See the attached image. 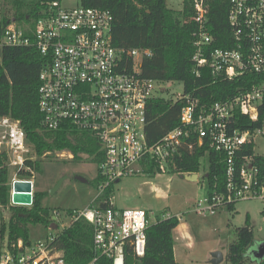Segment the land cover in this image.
<instances>
[{"label": "built area", "instance_id": "1", "mask_svg": "<svg viewBox=\"0 0 264 264\" xmlns=\"http://www.w3.org/2000/svg\"><path fill=\"white\" fill-rule=\"evenodd\" d=\"M182 2L178 0L179 4ZM227 20L235 48L213 49L214 39L208 31L209 9L202 2L195 3L194 15L186 21L195 24L191 58L195 77L200 79L205 69L214 80L231 81L248 73L264 76V0H229ZM112 25L113 15L108 9L66 8L59 0L41 3L31 26L14 21L3 25L0 19V47H33L48 60L39 73L42 128L56 131L68 126L86 133L97 142L100 158L95 176L99 184L92 203L69 215L54 210L43 240L31 243L18 239L11 245L6 240L0 264H66L57 239L78 220L92 229L94 257L87 264H97L100 258L110 264H124L128 248L136 257H143L149 226L147 214L114 207L113 196L110 206L101 207L104 192L121 180L142 173L169 174L184 152L191 154L204 144L223 154L225 182L222 191L212 190L197 204L198 214L212 215L242 201H264V178L258 168L247 157L243 163H237L238 152L253 143L256 132L231 126L236 113L257 120L258 106L264 101V81L208 107H199L196 99L183 93L172 101L184 102L179 126L158 141L148 143L147 106L160 99L156 92L165 89L156 85L163 82L141 75V60L151 56L150 50H124L113 45ZM64 153L53 152L59 159L67 158ZM0 154L15 173L12 182L28 181L33 190L34 172L30 178H20L18 174L29 171L26 162L34 163L37 156L29 149L19 122L10 116L0 117ZM47 154L51 153L43 156ZM72 156L68 154L69 159Z\"/></svg>", "mask_w": 264, "mask_h": 264}, {"label": "trees", "instance_id": "2", "mask_svg": "<svg viewBox=\"0 0 264 264\" xmlns=\"http://www.w3.org/2000/svg\"><path fill=\"white\" fill-rule=\"evenodd\" d=\"M54 0H35L23 5L16 2L13 6V19L18 24L32 25L40 12L41 3ZM202 2L209 9L208 31L213 37V49L235 48V42L228 24L227 15L229 0H183L182 9L173 10L167 6L166 0H80L79 6L108 9L113 15L112 43L118 49L150 50L151 56L143 58L140 63L141 75L159 82H180L183 93L190 94L198 101L199 107H208L216 102L230 99L239 93L252 89L264 81V76L248 73L229 81L212 79L207 70H202L201 78L195 77L191 61L193 48V31L195 24L190 21L194 15V5ZM25 6V7H24ZM24 8V9H23ZM8 17H2L1 23L7 24ZM48 60L43 58L33 47H0V117L10 116L19 122L25 133L26 142L32 146L37 157L46 153L66 150L74 158L80 154L100 161L98 144L86 133L77 132L68 126L56 131H47L41 126V114L38 110L39 73ZM130 66V62H129ZM184 102L178 100L156 99L147 106L145 136L148 143H154L169 131L179 126V112ZM232 128L240 131H262L264 128V101L258 106L256 121L236 113ZM253 143L244 146L237 154V163L249 158L251 164L258 168L264 178V156L255 154ZM207 157L208 169L204 176L207 179V193L212 190L222 191L224 174V156L209 149L206 144L195 148L193 153L184 152L176 160L172 172L180 175L197 174L200 160ZM29 171L18 174L22 178H30L32 172H40L38 161L26 162ZM95 187L99 178L93 179ZM11 186L9 170L4 155L0 154V218L1 208L10 202ZM113 189L108 188L101 201V207L110 206ZM45 192L34 191L30 209L9 207L11 211L6 223L0 226V239L6 234L8 245L22 239L27 242L28 226L51 223L50 211L42 206ZM234 206L226 207L232 213ZM71 214V211H70ZM177 217L162 219L149 225L146 230V246L143 257H136L132 249L125 253L124 264H178L173 252V231L178 226ZM254 242L252 227L246 219L245 224L235 229V240L228 246L225 261L228 264H251L254 251L250 250ZM57 247L64 254L66 264H87L94 257L92 251V229L83 220L75 221L65 229L57 239ZM264 264L263 259H256ZM97 264H110L100 258Z\"/></svg>", "mask_w": 264, "mask_h": 264}, {"label": "rangeland", "instance_id": "3", "mask_svg": "<svg viewBox=\"0 0 264 264\" xmlns=\"http://www.w3.org/2000/svg\"><path fill=\"white\" fill-rule=\"evenodd\" d=\"M35 0H0V19L8 17V22H16L14 16V4L23 5ZM66 8L79 6L80 0H59ZM167 6L175 11L180 10L182 4L178 0H166ZM25 7V6H24ZM24 9V8H23ZM17 23V22H16ZM18 24V23H17ZM19 25V24H18ZM27 27L25 24H20ZM156 88H163L165 91L156 90L160 99L174 101L183 94V84L180 82H163L156 85ZM30 150L31 145H28ZM254 152L264 156V132L256 131L253 137ZM64 159H59L55 154L36 157L40 165V172L33 175L34 191L45 192L46 197L42 206L50 211L55 210L61 215H69L70 211L82 210L89 206L97 193L93 179L96 176V162L86 154H80L74 158L72 154L64 150ZM32 153V152H31ZM68 154L72 156L68 158ZM35 156L34 154H31ZM207 157L200 160V167L197 173L198 181L189 182L182 175L171 172L166 175L150 176L145 173L139 176L121 180L113 191L112 202L121 210H143L148 214L151 224L156 222L160 213L169 210L178 218L185 221L191 230L193 242L184 243L182 252H186L185 261L187 264H211V249L226 250L235 240V229L245 224L248 219L254 235L253 247L264 242V201L249 200L237 202L235 211L228 212L225 208L218 210L215 214H198L195 211L197 204L207 195ZM9 170V184L11 186L15 173ZM21 178V177H20ZM64 179L60 187L50 194L58 182ZM12 206L9 202L6 207L1 208L2 217L0 226L6 223ZM30 209V206L21 207ZM64 222H67L64 221ZM47 228L43 225H29L28 238L31 243L43 240ZM6 234L0 239V252L6 242ZM190 244V245H189ZM219 264H228L225 259ZM251 264H258L252 258Z\"/></svg>", "mask_w": 264, "mask_h": 264}, {"label": "water", "instance_id": "4", "mask_svg": "<svg viewBox=\"0 0 264 264\" xmlns=\"http://www.w3.org/2000/svg\"><path fill=\"white\" fill-rule=\"evenodd\" d=\"M183 177V176H182ZM188 181H195L197 175L193 174L191 176L184 175ZM64 179H61L58 184L50 190V194H53L61 185ZM32 185L28 181H13L11 184V195L10 203L14 206L27 207L32 205ZM254 256L256 259L264 258V242L258 244L256 250L254 251ZM223 261V256L220 251H215L211 253V264H219Z\"/></svg>", "mask_w": 264, "mask_h": 264}, {"label": "crops", "instance_id": "5", "mask_svg": "<svg viewBox=\"0 0 264 264\" xmlns=\"http://www.w3.org/2000/svg\"><path fill=\"white\" fill-rule=\"evenodd\" d=\"M186 175V174H185ZM195 175H197V174H195ZM151 176H154V175H151ZM183 176V178L185 179V180H187L185 177H184V175H182ZM191 176V175H190ZM188 181V180H187ZM198 181V176H197V178H196V180L195 181H189V182H197ZM118 184V183H117ZM116 184V185H117ZM115 185V186H116ZM115 186L113 187V191H114V189H115ZM92 203V201L89 203V205ZM113 203V202H112ZM13 206V205H12ZM113 206H114V204H113ZM115 207V206H114ZM226 209V208H225ZM227 210V209H226ZM143 211V210H142ZM234 211H235V206H234ZM146 214H147V212L146 211H144ZM166 216V217H177L178 218V216L177 215H175V214H173L172 212H170L169 210H165V211H163V212H161L160 213V215H159V217H161V216ZM147 216H148V214H147ZM159 217H157V219H156V222L158 221V219H159ZM149 220V219H148ZM178 220H179V224H178V226L175 228V230L173 231V252H174V258H175V261L178 263V264H187L186 262H184L185 260V256H186V252H183V253H181L182 252V248H184L183 247V245H184V243H186V242H193V240H192V234H191V230H190V227H189V225L185 222V221H183L182 219H180V218H178ZM155 222V223H156ZM149 225H152L151 223H150V221H149ZM190 245V244H189ZM210 251H220L221 252V254H222V256H223V260L225 259V255H226V250H218V249H215V248H213V249H211ZM213 253V252H212Z\"/></svg>", "mask_w": 264, "mask_h": 264}]
</instances>
